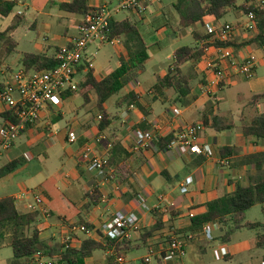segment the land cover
I'll use <instances>...</instances> for the list:
<instances>
[{
	"label": "crops",
	"instance_id": "0c3cea01",
	"mask_svg": "<svg viewBox=\"0 0 264 264\" xmlns=\"http://www.w3.org/2000/svg\"><path fill=\"white\" fill-rule=\"evenodd\" d=\"M70 1L32 0L30 5H24V0H18L17 6H24L26 11L16 13L23 16V24L12 34L17 42L15 55L12 54L0 66V73L4 77L22 67L23 54L55 56L60 47L77 37L82 17L60 12L56 7ZM116 1L88 0V6L97 8ZM176 1L160 0V4L148 2V9L142 17L128 13L141 26L142 38L154 34L156 42L148 45L144 41L149 58L144 70L118 93L114 116L108 113L105 103L104 109L111 119L107 129L101 132L97 130V116L100 113L96 100L94 106L89 107L92 93L88 95L89 103L71 110L65 121L62 109L64 104L67 108L73 103L78 95L74 94L53 103L38 121L25 127L10 150L0 151V169L12 161H20L13 172L0 179V199L9 197L14 200L19 213L37 216L32 226L23 231L26 236L33 230L38 232L41 247L32 264L38 261L59 264L58 258L65 250L63 236L68 233L67 226L84 225L81 222L90 225L88 229L91 232L71 234L70 248L66 250H79L85 240L100 243L103 247L84 259L83 264H116L117 258L123 259L121 264H139L148 255L149 249L154 251L149 264H264V253L255 245L256 231L248 230L234 233L229 243L215 239L218 232L214 233L210 243L197 239L187 245L184 256L178 260L159 256V249L168 236L172 232L188 234L191 218L203 214L207 203L233 193L237 186L247 187L253 178L264 173V163L261 172H258L253 164L246 162L249 156L264 154V143L246 138L241 133L244 124L264 113V100L254 106L249 103L253 95L264 91V73L257 75L258 65L264 63V46L251 44L239 50L233 47L236 55L242 58L248 55L255 57V75L249 81L235 76L213 94L207 93L205 76L195 68L194 63L183 65L182 73L188 78L191 88L183 105L173 89L162 88L159 84L167 74L173 52L177 49L163 59L160 56L162 46L186 38V30L175 33L178 16L173 6ZM227 14L234 18V21L224 23L235 29L234 44H242L255 36L254 32L245 30L246 22L241 21L244 16L242 12L230 9ZM20 29L22 32L18 35ZM192 30H197V27ZM20 44L30 50L18 52ZM193 45L194 41L190 46ZM118 47L119 58H124L123 48ZM151 49L153 51L150 53ZM148 67L152 73L145 78L143 76ZM109 73L97 78L93 71V76L100 81ZM79 77L82 79L78 83L83 80V73L78 74ZM244 91H247L245 96ZM130 93L136 97L139 107L123 103L122 98ZM2 112L3 106L0 104V114ZM214 116L231 118L235 128L219 133L213 131L205 124ZM153 124L159 128L156 132L158 138L173 135L187 125L201 124L200 142L211 146L212 157L180 155L175 148H160L156 142L134 150L133 131L139 125H144L146 130L152 129ZM72 130L76 135L74 143L67 139L68 132ZM97 136H102L104 142L95 144ZM113 142H119L129 157L117 166L109 167L103 176L88 172L80 160L83 150L88 147L93 155L107 158ZM107 143L110 147H106ZM226 147L233 148L231 156L223 157L230 160L228 168L218 164L222 158L219 149ZM188 177L192 178V184L188 186L187 193L181 194L180 187ZM25 190L44 197L51 214L49 219H44L38 212L26 211L25 204L31 198L15 199ZM93 191H96L97 201L89 198ZM119 212L133 214L137 224L129 232L127 240L116 241L125 244L124 251L116 252L114 245L105 243L100 227ZM158 221L160 229L143 239L144 233ZM8 251H11L9 235L3 231L0 232V264L10 263ZM60 264L74 263L66 260V263Z\"/></svg>",
	"mask_w": 264,
	"mask_h": 264
},
{
	"label": "trees",
	"instance_id": "16d2710c",
	"mask_svg": "<svg viewBox=\"0 0 264 264\" xmlns=\"http://www.w3.org/2000/svg\"><path fill=\"white\" fill-rule=\"evenodd\" d=\"M18 0H0V18H7L13 13ZM60 12L84 17L94 14L97 10L88 6V0H71L68 3L56 5ZM178 16L176 32L194 29V27L204 26V19L211 17L220 20L227 15L230 9H235L243 14L253 13L256 22L255 36L242 44H230L235 49H241L251 44L264 46V0L262 3H255L254 0H177L173 6ZM23 24V16L16 15L13 22L0 31V66L5 64L7 59L15 53L17 42L12 34ZM194 45L182 46L173 52L171 65L167 74L159 81L162 88H171L179 97L181 103L185 105V98L190 92L189 80L182 73V66L187 63H197L203 55L206 46H200L208 40L207 35H203L198 30L190 32ZM108 40H119L121 42L125 57L119 58L118 66L105 78L97 81L93 76V70L86 62L77 67V73H83V80L78 85L76 93L65 92L61 95V100L78 94L83 100V105L89 103V94L96 95V107L101 115L97 130L99 132L107 129L111 124L110 115L104 109L105 103L123 89L130 81L136 78L137 74L144 70L145 62L149 58L148 47L144 42L138 24L130 19L116 20L112 18L109 23ZM225 46V45H224ZM56 56V55H55ZM55 56L25 53L21 58L22 68L26 73L42 70H51L56 67ZM84 71V72H83ZM123 103L126 105H139L133 94L125 95ZM264 100V91L255 94L250 99V105H256ZM3 122L16 123L10 111L4 110L0 114ZM215 132L230 131L235 128L231 118L214 116L211 121L205 124ZM137 129L146 130L144 125L137 126ZM241 133L246 138H253L264 143V113L256 115L249 123L244 124ZM173 135L159 138L157 145L165 148L172 140ZM233 148L219 149L220 157L231 156ZM129 154L122 148L119 142H113L112 149L107 154L108 168L117 166L125 161ZM246 162L253 164L254 168L261 172L264 163V154L249 156ZM20 165V161H12L0 169V179L14 171ZM97 201L96 191L89 197ZM94 201V202H95ZM93 202V203H94ZM91 203V205H94ZM256 205L261 206L262 222H246L245 214ZM203 214L191 218V226L188 233H198L201 228L210 222H217L219 231L215 237L221 243H229L231 236L240 230L256 231V248L264 253V173L258 174L251 180L247 187L237 186L235 191L229 195L215 199L205 206ZM36 214L19 213L15 207L13 199L6 197L0 199V232L5 231L9 235V247L12 251V259L9 264H32L34 257L40 251L41 243L38 232L33 230L29 236L24 234L25 229H29L36 219ZM85 227L91 226L81 222ZM159 221L147 232L143 239L151 236L160 229ZM106 239L108 246H115V251H124V242L116 243L117 240ZM103 249L100 243L85 240L79 250H63L59 256V264L66 263V260L74 264H83L84 259L91 256L95 251Z\"/></svg>",
	"mask_w": 264,
	"mask_h": 264
},
{
	"label": "built area",
	"instance_id": "2783aa9c",
	"mask_svg": "<svg viewBox=\"0 0 264 264\" xmlns=\"http://www.w3.org/2000/svg\"><path fill=\"white\" fill-rule=\"evenodd\" d=\"M148 2L160 4V0H117L114 4H103L96 8L94 14L82 17L77 28V37L69 44L60 47L56 53L57 65L51 70H42L26 73L21 67L7 77L0 73V104L3 111L11 112L16 123L4 122L0 127V151H8L14 142L24 131L25 127L38 121L41 114L48 110L56 101L61 100V95L65 92L76 93L79 83L77 79V67L86 62L91 68V60L86 57V50L90 46L100 47L105 44L119 46L120 41L108 40L110 20L117 14L128 12L142 17L148 9ZM245 17V30L256 32V22L253 13L243 14ZM209 37L203 45V55L195 68L204 74L208 94H213L221 89L223 84H227L235 76H240L245 80H252L255 75L256 59L252 55L244 58L236 55L233 44L235 29L230 24L209 25L205 29ZM225 45V46H224ZM138 85L137 82H135ZM130 108H132L130 106ZM126 118V115L124 116ZM123 118V119H125ZM101 120V115L97 116V121ZM157 124H153L152 129H135L133 137L135 140L134 150L157 142ZM203 130L201 124L187 125L180 131L173 134L172 140L166 146L167 149L175 148L180 155L202 156L211 158L213 155L211 146L200 142V133ZM68 142L74 143L76 135L74 131L67 134ZM95 144L104 142L102 136L94 139ZM106 147H110L107 143ZM86 166L88 172H94L99 176L106 174L108 161L106 157L93 155L86 147L80 158ZM221 167L228 168L230 160L221 158L218 161ZM192 184V178L184 180L180 187L181 194L187 193L188 186ZM31 198L25 204L28 213L38 212L44 219L50 218V211L47 208L44 197L41 194H34L25 190L15 199ZM137 218L133 214L115 213L108 222L101 225L100 231L109 240H127L129 232L136 228ZM66 228V226H65ZM67 235L63 236L64 249H69V242L75 232L89 234V230L84 225L67 226ZM219 231L217 222L205 224L198 233L178 234L171 233L165 243L159 249V256L170 260H178L184 256L186 247L195 240L210 243L214 239V233ZM154 255L152 249L148 250V255L141 259L139 264H149ZM116 264L123 263L122 258L116 259ZM35 264H51L36 262Z\"/></svg>",
	"mask_w": 264,
	"mask_h": 264
},
{
	"label": "rangeland",
	"instance_id": "374dc122",
	"mask_svg": "<svg viewBox=\"0 0 264 264\" xmlns=\"http://www.w3.org/2000/svg\"><path fill=\"white\" fill-rule=\"evenodd\" d=\"M32 2V0H24V5H30ZM258 3H262V0H257ZM26 8L20 7V6H16L15 9L13 10V13L11 15H9L7 18L2 19L0 18V31H3V29L9 25L10 23L13 22L12 19H14L17 11H26ZM14 17V18H13ZM115 19L117 20H123V19H130L132 21H134V19L132 17L128 16V12H123L120 14H117L114 16ZM232 22L234 21V18L232 15H226L224 16L222 19L220 20H214L211 17H207L204 20V26H198L197 30L202 32L203 35H206L205 33V29L207 26L209 25H221L227 22ZM241 21H245V17H241ZM138 29L139 31H142L141 26L138 25ZM192 29L186 30V38H179L178 41H174L172 44L170 45H163L162 50L160 52V56L163 57V59H165V57L170 54L172 51H174V49L178 48V47H182V46H190V44L193 43V40L190 36V32ZM22 32V29H20L18 35ZM144 41L148 44V45H153L156 42L155 39V35H148V36H143ZM122 48V45L120 43L119 45ZM30 49L28 47H26L24 44H20L19 48L17 49L18 52H28ZM153 51V49L150 50V53ZM15 55V53L13 54ZM86 56L88 58L91 59V65H92V70L94 71L95 75L97 78H100L102 75H106L107 73L115 70L118 66V62H119V47L118 46H113L111 44H105L102 45L100 47H94V46H90L87 50H86ZM15 57V56H14ZM16 69V68H15ZM16 71V70H15ZM152 70L150 69V67L147 68L146 73L144 74L143 77H148L151 76ZM264 73V63H260L258 65V72L257 75H261ZM82 79V77H79L76 79V82H79ZM141 79V78H140ZM247 94V91L243 92V96H245ZM235 95V94H234ZM119 95H114L112 96L107 102H106V107H107V111L111 116H114L116 113V106L115 101L117 100ZM233 97V96H232ZM91 104L89 105V107L94 106L95 103H93L96 100V95L94 93L91 94ZM83 105V100L81 98L80 95H77L74 98V101L71 105H69L66 108V104H64V107L62 109L63 115H64V119L66 121V115H69L71 110H74L75 108H78L79 106ZM2 125V120L0 119V126ZM246 220L247 221H261L263 220L262 216H261V207L260 205H256L255 207H253V209L246 214ZM9 252V261L10 259H12V253L11 251Z\"/></svg>",
	"mask_w": 264,
	"mask_h": 264
}]
</instances>
